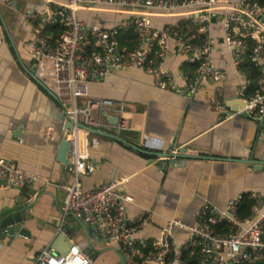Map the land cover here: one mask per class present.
I'll use <instances>...</instances> for the list:
<instances>
[{"label":"crops","instance_id":"0c3cea01","mask_svg":"<svg viewBox=\"0 0 264 264\" xmlns=\"http://www.w3.org/2000/svg\"><path fill=\"white\" fill-rule=\"evenodd\" d=\"M1 1L15 2L20 11L6 3L0 5V157L44 180L31 185L37 191L32 196L34 216L26 223L31 235L0 240V264H33L47 245L63 253L72 242L87 253L91 250L92 264H126L115 243L71 213L64 223L67 235L58 232L66 192L53 184H69L74 178L58 159L66 116L58 99L30 75L33 58L25 43L35 32L21 12L65 0ZM184 12L170 19L163 11L152 9L151 18L158 26L184 22L186 28L191 17ZM136 13H146V9L109 6L102 11H79L87 23L104 27ZM222 19V13H217L208 34L213 45L211 63L224 71V77L203 80L195 93L190 92L189 82L181 74L186 58L173 40L163 66L176 74L174 87L160 88L158 77L145 67L116 70L104 82L91 83L93 96L126 100L130 109L141 115L131 120L130 129L105 128L88 135L89 160L97 169L81 176L84 188L128 177L123 188L134 198L129 204L130 217L136 218L142 209L151 210L137 237H159L173 218L195 224L204 205L225 210L229 200L240 193L256 192L264 201V171L242 161L250 154L264 158L260 116L243 110L223 119L228 112L227 101L243 99L240 89L244 76L232 49L224 43ZM174 137L178 149L186 147L187 153L202 157L182 159L180 165L161 169L157 163L162 157L155 153L167 150ZM20 192L19 188L0 187V211L14 205ZM261 208L264 212V204ZM175 236L184 243L187 230L177 229ZM144 251L140 259L148 254Z\"/></svg>","mask_w":264,"mask_h":264},{"label":"built area","instance_id":"2783aa9c","mask_svg":"<svg viewBox=\"0 0 264 264\" xmlns=\"http://www.w3.org/2000/svg\"><path fill=\"white\" fill-rule=\"evenodd\" d=\"M5 3L0 0V5ZM6 5L18 9L15 2ZM109 6L144 7L146 13L133 14L109 27L87 23L79 15L82 8L102 11ZM152 9L163 11L170 19L184 10L197 32L203 34L202 42L193 41L195 34L189 35L184 22L156 25L151 18ZM21 13L35 32V36L25 43L33 58L31 71L58 99L66 118L72 123V129H65L64 134L71 143L68 159L74 178L69 184L52 183L66 192L65 212L58 219V232L67 235L64 223L71 213L115 243L126 264H186V249L198 251L201 264H262L264 212L261 207L264 201L256 192H249L257 205L248 218L238 214L239 203L245 194L240 193L229 200L225 210L212 204L204 205L195 224L173 218L159 237H137V230L146 224L151 210L142 209L136 218L130 217L129 204L134 198L123 188L129 180L127 176L91 188L83 187L81 176L95 172L97 165L89 160L88 135L91 131L80 125L96 129H130L131 120L141 115L132 111L126 100L93 96L91 83L104 82L107 75L116 70L145 67L158 77L160 88L174 87L176 74L163 66L171 40L186 58L181 74L189 82L191 93H195L205 79L224 77V71L211 63L213 45L208 34L214 17L222 13L224 43L232 49L234 61L244 76L240 89L245 101L244 110L260 116L264 126V6L259 0H65L50 3L41 10ZM57 20L66 30L60 37L51 38L43 30ZM123 31H133L137 35L129 50L120 45L118 37ZM247 39L255 41L251 59L262 74L263 91L251 95L246 94L249 73L240 68L249 48ZM192 65H195L193 74L189 70ZM105 111L118 116V123H110L104 116ZM43 180L0 157V187L21 189ZM223 224L227 227H221ZM177 229L187 230L184 243L177 241ZM144 250H148V254L140 259ZM33 264H92V256L73 242L63 253L53 245H47Z\"/></svg>","mask_w":264,"mask_h":264},{"label":"water","instance_id":"95a60500","mask_svg":"<svg viewBox=\"0 0 264 264\" xmlns=\"http://www.w3.org/2000/svg\"><path fill=\"white\" fill-rule=\"evenodd\" d=\"M49 93L53 95L52 92L49 91ZM226 104L228 112L223 116V119L233 115L236 112H245L243 111L245 107V101L242 98H237V101H234L233 99L229 100ZM104 116L113 125L118 123V116L111 115L107 111L104 112ZM80 125L91 132H100L99 129L88 127L83 124ZM64 129H72V123L67 118ZM70 148L71 143L66 139V135L64 134L60 141L58 159L68 167L70 165V161L68 159V152ZM155 155L162 157L161 161L157 163L161 169H168L169 167L173 168L175 164L180 165L182 159L202 157L199 154L187 153L186 147L178 149L176 146V137H174L167 150L155 153ZM152 160L156 162L155 159ZM242 161L248 163L255 170L264 171V158L257 159L254 155L250 154L247 159H242ZM20 191L21 192L16 197V203L9 207L8 210L0 211V240H5L8 237L12 239L17 235H31L30 229L27 228L26 223L34 216V202L32 200V196H34L37 191L32 186L21 188ZM88 253L91 254V250H89Z\"/></svg>","mask_w":264,"mask_h":264},{"label":"trees","instance_id":"16d2710c","mask_svg":"<svg viewBox=\"0 0 264 264\" xmlns=\"http://www.w3.org/2000/svg\"><path fill=\"white\" fill-rule=\"evenodd\" d=\"M260 4L264 6V0H259ZM186 29L189 31V35L192 36L195 34V37L193 38V41L196 43H200L203 40V34L197 32V28L194 26V24L189 20L186 25ZM66 30L65 25L61 24L58 20L55 23H52L48 27L44 28V33L47 34L51 38H57L60 37V35ZM137 35L133 33V31H123L119 34V41L120 45L123 48H126L127 50L131 49L133 47L134 41L136 39ZM248 43V52L243 57V60L241 62L240 68L243 72L249 73L250 76V83L248 85V89L246 91L247 95H251L254 92H262V84H261V77L262 74L259 71L257 67L254 66L252 59H251V53L253 51V48L255 46V41L253 39H247ZM195 69V65H192L190 67V71L192 72ZM30 75L33 79L37 80L30 71ZM38 81V80H37ZM146 148V147H143ZM142 148V149H143ZM143 151H145L143 149ZM257 205V202L255 198L251 197V194L249 192L245 193L243 196L242 201L240 202L238 206V214L241 218H248L250 217L254 209ZM220 226V225H219ZM218 226V227H219ZM227 227L226 224L221 225V227ZM144 253L146 251H143ZM184 259L186 261V264H201L200 262V255L198 251H193L186 249L184 251Z\"/></svg>","mask_w":264,"mask_h":264},{"label":"rangeland","instance_id":"374dc122","mask_svg":"<svg viewBox=\"0 0 264 264\" xmlns=\"http://www.w3.org/2000/svg\"><path fill=\"white\" fill-rule=\"evenodd\" d=\"M262 264H264V261L262 262Z\"/></svg>","mask_w":264,"mask_h":264}]
</instances>
